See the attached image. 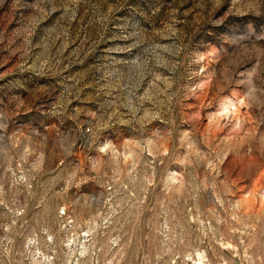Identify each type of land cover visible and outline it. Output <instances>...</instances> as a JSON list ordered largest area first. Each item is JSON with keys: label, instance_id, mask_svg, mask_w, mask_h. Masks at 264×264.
Listing matches in <instances>:
<instances>
[{"label": "rangeland", "instance_id": "1", "mask_svg": "<svg viewBox=\"0 0 264 264\" xmlns=\"http://www.w3.org/2000/svg\"><path fill=\"white\" fill-rule=\"evenodd\" d=\"M200 262L264 264V0H0V264Z\"/></svg>", "mask_w": 264, "mask_h": 264}, {"label": "bare ground", "instance_id": "2", "mask_svg": "<svg viewBox=\"0 0 264 264\" xmlns=\"http://www.w3.org/2000/svg\"><path fill=\"white\" fill-rule=\"evenodd\" d=\"M228 105H230V104H228V102L222 103L221 110H225L228 107ZM200 264H201V262H200Z\"/></svg>", "mask_w": 264, "mask_h": 264}]
</instances>
